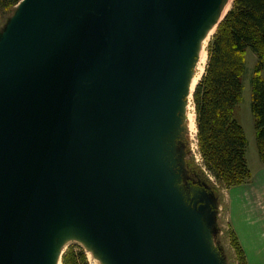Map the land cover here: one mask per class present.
<instances>
[{
  "label": "water",
  "instance_id": "water-1",
  "mask_svg": "<svg viewBox=\"0 0 264 264\" xmlns=\"http://www.w3.org/2000/svg\"><path fill=\"white\" fill-rule=\"evenodd\" d=\"M213 3L21 0L0 37V264H46L63 216L116 264H220L160 152Z\"/></svg>",
  "mask_w": 264,
  "mask_h": 264
},
{
  "label": "trees",
  "instance_id": "trees-1",
  "mask_svg": "<svg viewBox=\"0 0 264 264\" xmlns=\"http://www.w3.org/2000/svg\"><path fill=\"white\" fill-rule=\"evenodd\" d=\"M19 1L0 0V11L12 13ZM248 48L258 56L252 78V111L258 151L264 161V0L233 1L209 43L206 71L193 95L204 164L227 188L247 182L252 175L246 157L248 141L236 117ZM238 254L244 255L240 245ZM63 257L64 264H85L79 262L76 253L67 252ZM242 264H249L245 255Z\"/></svg>",
  "mask_w": 264,
  "mask_h": 264
},
{
  "label": "rangeland",
  "instance_id": "rangeland-1",
  "mask_svg": "<svg viewBox=\"0 0 264 264\" xmlns=\"http://www.w3.org/2000/svg\"><path fill=\"white\" fill-rule=\"evenodd\" d=\"M20 2L21 0L15 5L13 12L10 14L7 11H0V37L6 29L11 16L17 10ZM215 33L213 34V36L215 35ZM213 36L211 37V39L213 38ZM257 60V54L251 48H248L246 52V71L243 76V96L236 110V117L240 124L243 126L248 141L246 157L249 168L250 170H252L251 177H253V174L258 175L261 172V168L263 167L262 165H264V161L260 157L258 151L255 116L252 111V78L255 72ZM204 71H206V69ZM262 75L264 76V69L262 71ZM190 106L191 111H194V108L192 107H195L193 98L191 99ZM181 114L182 117L180 114H178V121L174 128L170 130V134L171 136H174V138L168 139V136H170L168 134L162 139L163 150H161L160 152L163 154V165L168 168V174L174 176L176 180L179 181L178 190L182 191L185 194V199L187 201L188 207L189 205H191L192 208H195L194 206L197 202L198 205L196 206L204 204L207 208L210 209L209 215L204 218V223L207 225L208 232H210L209 235L212 238L213 252L220 264H242L244 255L247 263L256 264L250 261L248 258L250 257V259L252 260L254 258L264 259L262 244L258 246L257 251L249 250L250 253H247L242 244L243 241L245 244L246 239L243 238L242 241V239L238 236V233L234 230V227H232L230 224V203L231 205L235 203L236 194L238 191L236 187H238L240 184L227 188L225 185L220 184L216 180V178L211 173H209L200 152L198 128L191 127L189 123V117L184 116L183 113ZM181 127L185 128L182 130ZM167 150L172 152V163L170 167L169 165H167L169 158L167 155H165V152H167ZM183 164L185 165V167H182ZM165 172V174L167 175V171ZM163 188H168V185L165 182H163ZM238 245L243 247V257L238 254ZM67 252L76 253V258L80 263L82 262L86 264L85 261L83 262V260H85L84 256L85 258H87V264L94 263L90 258L87 249H85V247L77 241H72L68 244L64 253L66 254Z\"/></svg>",
  "mask_w": 264,
  "mask_h": 264
},
{
  "label": "bare ground",
  "instance_id": "bare-ground-1",
  "mask_svg": "<svg viewBox=\"0 0 264 264\" xmlns=\"http://www.w3.org/2000/svg\"><path fill=\"white\" fill-rule=\"evenodd\" d=\"M233 0H214L202 16L195 29V35L187 51L183 71L178 79L174 101L184 116L189 117L191 127H196V112L191 111V99L195 88L205 72L208 59V45L219 23L230 10ZM54 237L49 243L46 264H64L63 254L72 241L81 243L89 252L93 264H116L109 252L98 243L84 224L75 217L63 216L54 223Z\"/></svg>",
  "mask_w": 264,
  "mask_h": 264
},
{
  "label": "crops",
  "instance_id": "crops-1",
  "mask_svg": "<svg viewBox=\"0 0 264 264\" xmlns=\"http://www.w3.org/2000/svg\"><path fill=\"white\" fill-rule=\"evenodd\" d=\"M262 166L258 175L253 174L248 182L236 187V200L233 205L230 203L229 208L230 224L242 241L243 238L246 239V245L244 241L242 244L247 253H250L249 250L257 251L260 244L264 252V165ZM248 259L264 264V259Z\"/></svg>",
  "mask_w": 264,
  "mask_h": 264
}]
</instances>
